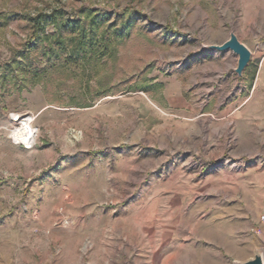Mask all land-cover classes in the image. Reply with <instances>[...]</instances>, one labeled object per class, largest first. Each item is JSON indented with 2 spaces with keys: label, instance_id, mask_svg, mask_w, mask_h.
Listing matches in <instances>:
<instances>
[{
  "label": "rangeland",
  "instance_id": "obj_1",
  "mask_svg": "<svg viewBox=\"0 0 264 264\" xmlns=\"http://www.w3.org/2000/svg\"><path fill=\"white\" fill-rule=\"evenodd\" d=\"M231 31L255 60L264 0H0V264H234L264 161L224 111L237 57L204 48Z\"/></svg>",
  "mask_w": 264,
  "mask_h": 264
},
{
  "label": "crops",
  "instance_id": "obj_2",
  "mask_svg": "<svg viewBox=\"0 0 264 264\" xmlns=\"http://www.w3.org/2000/svg\"><path fill=\"white\" fill-rule=\"evenodd\" d=\"M250 65L249 69L246 68L248 70L246 71L245 69L243 72L245 83L249 82L248 89L245 88L243 102L234 110L228 108V110L225 109L224 111L231 116L236 112L240 113L241 109H244V112L248 114V119L251 121L253 118L256 119L255 124L260 128L261 158L264 161V51L260 52L255 60L252 58ZM257 87L260 89L261 105L259 107V115L253 117L251 106H249L251 104L249 103L254 97ZM256 178L255 183L259 186L257 200L249 206L248 210L232 214L234 230H232L230 247L239 248L242 251L240 256L234 258V262L244 261L256 251H262L264 254V220H260V216H264V164L261 166V171ZM234 208H236V205H234Z\"/></svg>",
  "mask_w": 264,
  "mask_h": 264
},
{
  "label": "water",
  "instance_id": "obj_3",
  "mask_svg": "<svg viewBox=\"0 0 264 264\" xmlns=\"http://www.w3.org/2000/svg\"><path fill=\"white\" fill-rule=\"evenodd\" d=\"M207 50L231 51L236 57L237 62L234 72L241 77L252 59L250 49L237 38L234 32L229 33V37L221 44H212L204 46ZM234 264H264V254L262 251H256L250 258L244 261H235Z\"/></svg>",
  "mask_w": 264,
  "mask_h": 264
},
{
  "label": "trees",
  "instance_id": "obj_4",
  "mask_svg": "<svg viewBox=\"0 0 264 264\" xmlns=\"http://www.w3.org/2000/svg\"><path fill=\"white\" fill-rule=\"evenodd\" d=\"M58 16H61V18H62V16H63L62 12H54V13H50L49 15L39 13V14H37V16H35V19L33 20V25H36V27L33 28L34 29L33 32L37 36L38 39H40V37L44 34V32H45L44 28L46 25L53 24V26L57 27L58 29H60L62 27L63 22L59 23ZM92 21H94V20H92ZM52 37H50V39ZM45 39L47 40L48 37H45ZM15 61H17V60L12 61V65L18 64Z\"/></svg>",
  "mask_w": 264,
  "mask_h": 264
},
{
  "label": "built area",
  "instance_id": "obj_5",
  "mask_svg": "<svg viewBox=\"0 0 264 264\" xmlns=\"http://www.w3.org/2000/svg\"><path fill=\"white\" fill-rule=\"evenodd\" d=\"M32 131H33V129H32ZM34 134H35V132L33 131V132H28V136L26 137V138H21V137H16V135H15V130L13 131V138H15L16 139V142L17 143H21V144H23L24 146H30L31 145V143H32V140H33V137H34ZM260 220H264V216H260Z\"/></svg>",
  "mask_w": 264,
  "mask_h": 264
},
{
  "label": "bare ground",
  "instance_id": "obj_6",
  "mask_svg": "<svg viewBox=\"0 0 264 264\" xmlns=\"http://www.w3.org/2000/svg\"><path fill=\"white\" fill-rule=\"evenodd\" d=\"M23 130L20 132L19 128L15 130V135L16 137H21V138H26L28 136V132H33L32 131V127L30 126L29 123H27V125H23L21 127H23ZM26 126V127H25Z\"/></svg>",
  "mask_w": 264,
  "mask_h": 264
}]
</instances>
